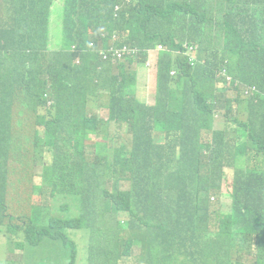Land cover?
<instances>
[{"label":"trees","instance_id":"1","mask_svg":"<svg viewBox=\"0 0 264 264\" xmlns=\"http://www.w3.org/2000/svg\"><path fill=\"white\" fill-rule=\"evenodd\" d=\"M1 1L0 237L64 264H264V0H5L9 20ZM111 40L140 51L113 64ZM146 61L160 115L157 95L139 96ZM113 124L128 128L119 144ZM227 167L228 212L211 200ZM10 175L31 185L28 227L9 213ZM81 227L78 261L68 231Z\"/></svg>","mask_w":264,"mask_h":264},{"label":"rangeland","instance_id":"2","mask_svg":"<svg viewBox=\"0 0 264 264\" xmlns=\"http://www.w3.org/2000/svg\"><path fill=\"white\" fill-rule=\"evenodd\" d=\"M135 3H130L129 7L134 6ZM2 6V16H6L7 20L10 19V16L7 15H13L14 9L11 7H7L6 1H1ZM63 19V9L62 14L60 15V10L56 9L53 14V20L51 24V34L52 39L60 36V33L62 32V19ZM23 18L28 19V15L24 14ZM93 28L90 29V32L92 33ZM113 42L111 40L109 44ZM93 46L94 44H90ZM99 47L102 48V43L99 44ZM163 48V47H162ZM192 58L197 57V45H190L188 46V52ZM102 55V53H101ZM105 55H103V59H105ZM78 61V58L75 62ZM172 74H176L175 71H172ZM138 89H139V96L146 100V101H154V98L156 97L155 94L158 97V103H157V112L160 113L165 109L164 102L161 101L163 97V91H158L157 86H153V82L148 77V73L146 70L141 72V77L138 76ZM187 91V97L188 101H190V97L193 95V90L186 89ZM188 105L189 102H188ZM100 114L107 118L108 117V111L107 110H101ZM35 156V153L30 151L25 158V162L28 163L31 161ZM47 161H51V157L47 156ZM32 176V183L33 184H41L42 179L39 174H32L29 173ZM234 172L231 167L226 168V176L223 181V193H225V196H219V195H213L214 199H211L213 204L216 208H221L223 211H230L231 210V198L229 197V193L232 190V186L234 183ZM8 193L6 196V201L8 202L10 206V214L16 218V220L20 221L24 225L28 227L29 224V215H30V208L27 205L26 201L23 200L27 195L25 193L26 189H29L30 186L25 184H18L17 183V176L10 175L9 181H8ZM22 185V190L20 191L19 195H15L16 190L19 186ZM35 200L41 202L43 200V196H35ZM47 203H52V198L50 196L46 199ZM79 202L76 204V208L78 209ZM29 212V213H27ZM102 226L107 228H113L112 220L107 219L102 223ZM218 229V225L210 226L209 230L214 231ZM70 239L75 244L76 250H77V257L78 261L86 260L87 255L89 252V244L91 241L92 234L89 230V228L81 227L79 229H70L68 231ZM1 236V235H0ZM57 247H62L60 243L55 244ZM13 250H10L6 247V239L3 237H0V264H64V256L63 254H58L51 250L50 256L47 259H44L40 253L36 252L35 249L28 250L26 247L23 249L17 248L15 246L12 247ZM30 251L32 254L26 255L23 257V252ZM43 251V250H42ZM255 251V250H254ZM244 258H251V256H245ZM66 262H69V258L66 259ZM134 259L128 260L125 264H133Z\"/></svg>","mask_w":264,"mask_h":264},{"label":"clouds","instance_id":"3","mask_svg":"<svg viewBox=\"0 0 264 264\" xmlns=\"http://www.w3.org/2000/svg\"><path fill=\"white\" fill-rule=\"evenodd\" d=\"M120 6L117 5L115 9H119ZM163 47V48H162ZM157 49H163V50H166L167 48L162 45V44H159L157 45L156 47ZM160 50V52H161ZM162 50V51H163ZM140 51V48L138 47H135V46H132V45H129V44H125V45H122V46H117L114 44V42H111L110 43V46L108 49H102L101 50V53H102V57L103 55H105V59L106 61H110L112 62L113 64H118L120 62H125L128 58L138 54V52ZM80 60L77 61V63H79ZM149 62L146 61V64H142L138 67V76L141 77V72L146 70L148 75H149ZM156 96V94H155ZM154 101H150L149 103H154ZM112 133L113 135L117 138V144H119L120 142V139L122 137H127L129 134H128V128L124 125L122 127L118 126L117 124H113L112 125ZM95 140H103L102 138H98L97 136L95 137ZM232 192V190H231ZM214 199V197H213ZM122 218H124V215L121 216ZM6 247L10 250H13V246H9L7 243H6ZM17 247V246H16Z\"/></svg>","mask_w":264,"mask_h":264}]
</instances>
